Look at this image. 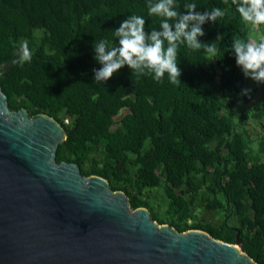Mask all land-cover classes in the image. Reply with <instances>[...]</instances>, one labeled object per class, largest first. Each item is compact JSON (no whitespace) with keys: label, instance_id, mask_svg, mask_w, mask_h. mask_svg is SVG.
Wrapping results in <instances>:
<instances>
[{"label":"trees","instance_id":"trees-1","mask_svg":"<svg viewBox=\"0 0 264 264\" xmlns=\"http://www.w3.org/2000/svg\"><path fill=\"white\" fill-rule=\"evenodd\" d=\"M226 15L202 25L212 54L181 46V83L137 78L126 65L94 83L95 40L118 46L111 30L131 14L159 27L147 0H0V86L13 110L58 120L67 138L58 162L77 163L85 176L109 180L131 207H146L160 224L204 230L237 243L264 264V83L236 64L234 37L264 38L242 23L229 0H177ZM221 37V39H218ZM32 60L15 63L21 42ZM250 89L248 95L242 90Z\"/></svg>","mask_w":264,"mask_h":264},{"label":"water","instance_id":"water-1","mask_svg":"<svg viewBox=\"0 0 264 264\" xmlns=\"http://www.w3.org/2000/svg\"><path fill=\"white\" fill-rule=\"evenodd\" d=\"M0 86V264H258L237 243L160 224L108 179L56 159L65 127Z\"/></svg>","mask_w":264,"mask_h":264},{"label":"clouds","instance_id":"clouds-1","mask_svg":"<svg viewBox=\"0 0 264 264\" xmlns=\"http://www.w3.org/2000/svg\"><path fill=\"white\" fill-rule=\"evenodd\" d=\"M229 0H223L228 4ZM243 24L254 31L264 30V0H231ZM185 12L178 11L177 0H147L149 16L159 19V27L146 31V19L142 15L131 14L118 28L111 30L118 46L109 45L107 40H95L94 59L102 65L94 69V83H106L124 66H128L133 76H151L156 82L167 77L173 85L181 83V69L177 63L178 50L183 45L190 50H201L216 56V42L203 43L199 39L205 35L202 25L215 22L226 15L224 9L214 7L210 11L197 12V4L186 2ZM221 39V37H218ZM236 64L246 78L256 83H264V38L258 42L251 35L234 37L231 44ZM32 60L28 42L23 41L15 53V63L23 66ZM250 89L242 90L248 95Z\"/></svg>","mask_w":264,"mask_h":264}]
</instances>
